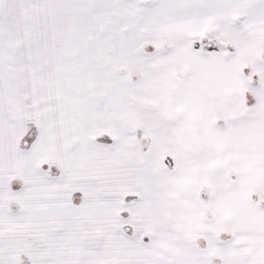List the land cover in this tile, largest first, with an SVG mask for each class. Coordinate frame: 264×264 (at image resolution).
<instances>
[{
    "label": "snow or ice",
    "instance_id": "1",
    "mask_svg": "<svg viewBox=\"0 0 264 264\" xmlns=\"http://www.w3.org/2000/svg\"><path fill=\"white\" fill-rule=\"evenodd\" d=\"M0 264H264V0H0Z\"/></svg>",
    "mask_w": 264,
    "mask_h": 264
}]
</instances>
